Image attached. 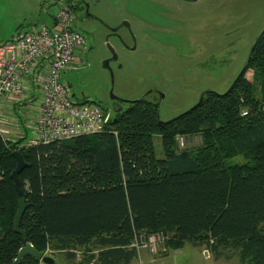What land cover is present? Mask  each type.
I'll return each instance as SVG.
<instances>
[{
    "label": "trees",
    "instance_id": "16d2710c",
    "mask_svg": "<svg viewBox=\"0 0 264 264\" xmlns=\"http://www.w3.org/2000/svg\"><path fill=\"white\" fill-rule=\"evenodd\" d=\"M124 106L100 133L67 141L28 146L0 133V264H14L28 245L68 261L82 251L80 264H131L135 236L156 233L170 250L190 244L264 264V33L229 92L205 93L163 126L157 103ZM179 135L202 142L180 150ZM15 151L27 165L19 175L24 237L14 228ZM235 157L245 163L231 164Z\"/></svg>",
    "mask_w": 264,
    "mask_h": 264
},
{
    "label": "rangeland",
    "instance_id": "374dc122",
    "mask_svg": "<svg viewBox=\"0 0 264 264\" xmlns=\"http://www.w3.org/2000/svg\"><path fill=\"white\" fill-rule=\"evenodd\" d=\"M56 10L51 0H0V40L35 26H52ZM92 12L108 27L129 24L120 40H109L117 60H111L104 27L76 22L89 51L78 68L64 73L63 82L74 102H96L110 118L117 111L112 84L113 94L122 100L157 103L162 122L190 110L207 91L226 93L264 31V0H97ZM160 142L155 138L157 157L162 158ZM229 162L245 163L242 157ZM163 248L158 246L155 254L144 249L149 251L141 253L147 255L144 264H245L230 250H222L224 256L216 262L214 252L203 246L188 244L168 249V254ZM82 254L77 252L74 261L63 254L55 259L80 264Z\"/></svg>",
    "mask_w": 264,
    "mask_h": 264
},
{
    "label": "built area",
    "instance_id": "2783aa9c",
    "mask_svg": "<svg viewBox=\"0 0 264 264\" xmlns=\"http://www.w3.org/2000/svg\"><path fill=\"white\" fill-rule=\"evenodd\" d=\"M55 9L52 26H35L0 43V94L20 99L32 79L43 94L30 146L100 133L110 120L100 104L74 102L68 95L63 75L83 63L89 43L76 30L77 20L70 9L63 4ZM176 141L178 148L184 150L200 144L202 137L179 135ZM166 241L162 233L140 234L135 236L132 246L137 251L147 249L155 254L157 247Z\"/></svg>",
    "mask_w": 264,
    "mask_h": 264
},
{
    "label": "crops",
    "instance_id": "0c3cea01",
    "mask_svg": "<svg viewBox=\"0 0 264 264\" xmlns=\"http://www.w3.org/2000/svg\"><path fill=\"white\" fill-rule=\"evenodd\" d=\"M12 38L7 40H11ZM7 40H0V43ZM42 97L43 94L39 87L34 84L33 79L27 84L24 96L20 99L0 94V133L5 140L13 142L21 140L22 145L28 146L32 143L35 138L32 127L39 113ZM162 250L163 254H168L166 246ZM144 251L149 252L144 249L137 251V258L131 264H144L145 259H147V255L141 254ZM213 257L216 262L223 258L222 255H215ZM206 258H208V255H206ZM226 258L230 257L227 256ZM56 261L58 264H61L60 261ZM147 263L151 264L152 261L148 260Z\"/></svg>",
    "mask_w": 264,
    "mask_h": 264
},
{
    "label": "water",
    "instance_id": "95a60500",
    "mask_svg": "<svg viewBox=\"0 0 264 264\" xmlns=\"http://www.w3.org/2000/svg\"><path fill=\"white\" fill-rule=\"evenodd\" d=\"M51 1H59V0H51ZM122 26L128 27L129 24L124 22V23H122ZM117 30H118L117 28L112 29L113 32H116ZM263 33H264V31L261 33L259 39L255 43V45H254V47H253V49L251 51L250 57L248 59V62L250 61L251 55L253 54V52H254V50H255L260 38L262 37ZM106 41H107V48L109 49L110 53L112 54L111 60H113V61L117 60V55L115 53V50L109 44V37L106 38ZM108 65H109V60H107L104 63L105 67H108ZM246 67H247V64H246L245 68L243 69V71L241 72V74L239 75V77L236 79V81L243 75L244 70L246 69ZM236 81L233 83V85L231 86L229 91L233 88V86L236 83ZM229 91H227V92H229ZM207 92H209V91H207ZM207 92H205V93H207ZM205 93L201 96L199 102L194 107H196L197 105H199L202 102ZM110 97L114 101V103H120V102L129 103V102H132V101H127V100H122V99L118 98L117 96H115L113 94V84H112ZM162 97H163V95H162ZM194 107H192L190 110H192ZM121 110H122V107H118L117 108V112H121ZM168 122H170V121H168ZM168 122L160 121V119H159V110H158V123H159V125L163 126V125L167 124ZM12 154H13V156L15 157V159L17 161V167H16L15 171L11 174V178L14 181L16 191H17V193H18V195L20 197V200H19V203H18V211H17L16 217H15V221H14V228H15V230L18 233H21V235L24 237L25 236L24 233L20 232V230H19V224H20L21 218L24 215L25 210H26V202H25V198H24V192H23L22 187H21V181L19 179V175L26 168L27 165L25 163V160H24L22 154L19 151H15ZM25 257H32V258L36 259L37 261H40L41 264H58L54 257H52L50 255H47V254H43V253L37 252L34 249V247L31 246V245L25 246L19 251L14 264H21V262L24 260Z\"/></svg>",
    "mask_w": 264,
    "mask_h": 264
},
{
    "label": "flooded vegetation",
    "instance_id": "af4514ba",
    "mask_svg": "<svg viewBox=\"0 0 264 264\" xmlns=\"http://www.w3.org/2000/svg\"><path fill=\"white\" fill-rule=\"evenodd\" d=\"M51 4L54 8H57L58 5L63 4L66 5L70 11L75 15L77 24L80 23H89L90 21L97 22L102 27L106 29V36L109 37V40L112 38H116L118 40L121 39V31L122 29H126L125 26H117V27H108L106 26L100 18L92 12V9L96 6L97 0H59V1H51ZM117 28L118 30L116 32H113L112 29ZM131 49V48H130ZM112 55V54H111ZM125 103H115V108L123 107L124 109ZM121 110V111H122Z\"/></svg>",
    "mask_w": 264,
    "mask_h": 264
}]
</instances>
